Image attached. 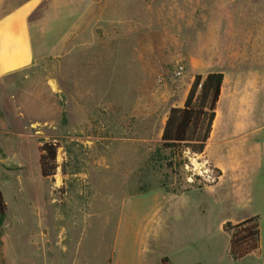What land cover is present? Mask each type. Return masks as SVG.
I'll return each instance as SVG.
<instances>
[{"label": "rangeland", "instance_id": "374dc122", "mask_svg": "<svg viewBox=\"0 0 264 264\" xmlns=\"http://www.w3.org/2000/svg\"><path fill=\"white\" fill-rule=\"evenodd\" d=\"M30 2L34 62L0 75V264H257L229 257L206 184L161 149L193 82L171 56L185 0H0V20Z\"/></svg>", "mask_w": 264, "mask_h": 264}, {"label": "crops", "instance_id": "0c3cea01", "mask_svg": "<svg viewBox=\"0 0 264 264\" xmlns=\"http://www.w3.org/2000/svg\"><path fill=\"white\" fill-rule=\"evenodd\" d=\"M35 6L27 3L0 20L1 76L34 62L29 17ZM185 7L171 24L172 59L185 64L191 79L224 75L210 138L196 156L220 172L202 190L203 206L219 209L222 233L227 222L259 216L261 256L242 260L264 264V0H185Z\"/></svg>", "mask_w": 264, "mask_h": 264}, {"label": "trees", "instance_id": "16d2710c", "mask_svg": "<svg viewBox=\"0 0 264 264\" xmlns=\"http://www.w3.org/2000/svg\"><path fill=\"white\" fill-rule=\"evenodd\" d=\"M224 75L210 73L206 77L195 76L183 107H172L167 115L161 135V149L171 152L172 165L189 163L187 154L198 156L204 153L216 117L217 104L221 95ZM60 144L46 141L40 147V168L45 178H53L58 169L57 161ZM186 157V158H185ZM185 158V160H184ZM220 176V172L216 171ZM6 204L0 192V216L6 213ZM223 232L229 237V257L239 261L247 256H261L260 217L248 218L238 224L227 222ZM169 264L168 259L162 261Z\"/></svg>", "mask_w": 264, "mask_h": 264}, {"label": "built area", "instance_id": "2783aa9c", "mask_svg": "<svg viewBox=\"0 0 264 264\" xmlns=\"http://www.w3.org/2000/svg\"><path fill=\"white\" fill-rule=\"evenodd\" d=\"M185 70V65L180 62L177 66L176 74L181 76ZM187 158L189 163L185 166L187 169L191 170V178L197 177L206 185H214L218 182L219 175L216 173V169L209 162L199 160L196 156L187 155ZM193 162H196L197 166H194Z\"/></svg>", "mask_w": 264, "mask_h": 264}]
</instances>
